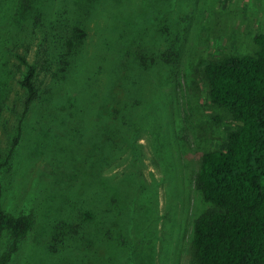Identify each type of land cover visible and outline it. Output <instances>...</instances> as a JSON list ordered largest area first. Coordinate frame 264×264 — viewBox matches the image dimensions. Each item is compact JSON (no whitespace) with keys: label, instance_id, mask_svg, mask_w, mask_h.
<instances>
[{"label":"rangeland","instance_id":"obj_1","mask_svg":"<svg viewBox=\"0 0 264 264\" xmlns=\"http://www.w3.org/2000/svg\"><path fill=\"white\" fill-rule=\"evenodd\" d=\"M23 1L0 0L2 205L15 215L28 213L34 218L32 230L9 264H191L194 223L209 207L195 176L203 153L223 148L231 127L228 121L216 125L212 119L222 110L209 101L202 62L255 50L254 37L264 31V0L95 3L86 25L88 59L82 61L81 73L92 74L101 62L107 66L113 53L136 52L142 70L131 75L139 81L137 94L145 114V128L137 141L140 161H134L132 148L126 146L119 149L121 160L103 170V175L129 183L132 198L138 195L134 179L144 189L133 219L126 217L124 229L113 230L109 239L101 224L107 222L110 203L100 187L103 179L90 175L88 181L90 170L80 156L86 149L78 145L82 135L90 140L96 136L92 113L100 99L82 98L83 78L63 82L65 96L75 102L74 117L68 120L75 125L73 134L59 118L44 116L51 104L42 103L43 95L23 116L25 66L16 57L20 53L38 64L43 94L54 84L40 62L43 32L31 31L26 17L36 14L35 4L50 14V20L65 5L82 12L96 0H32L31 9ZM108 70L100 80L101 94ZM57 86L61 88L62 82ZM143 97L150 103L146 108ZM81 105L87 110L84 119L76 114ZM19 132L18 144L8 157ZM121 211L118 207L117 216ZM9 242L7 235L0 236V255Z\"/></svg>","mask_w":264,"mask_h":264},{"label":"trees","instance_id":"obj_2","mask_svg":"<svg viewBox=\"0 0 264 264\" xmlns=\"http://www.w3.org/2000/svg\"><path fill=\"white\" fill-rule=\"evenodd\" d=\"M25 2L30 5L29 9L33 8L32 0H24L23 4ZM97 2L99 0L82 12L65 5L50 20V14L42 12L35 4L36 14L26 17L31 31L37 28L43 32L40 44L45 46V50L44 56L39 55L40 62L45 63L42 69L51 75L55 84L46 87L43 94L42 82L38 80V64L20 53L16 57L25 66L21 80L25 93L23 116L43 95L42 103L51 104L44 116L59 118L73 134L75 125L68 120L74 117L75 102L66 97L68 92L64 85L68 80L79 77L82 81L83 78L82 98L89 102L100 99L92 113L97 120L96 139L90 140L82 135L78 138V145L86 149L80 156L83 157V166L90 170L88 181L92 179L90 175L103 179L100 187L104 191V199L109 198L110 203L106 208L107 222L102 220L101 224L109 239L113 230L124 229L126 217L133 219L136 201L144 189L134 179L138 195L132 198L128 191L131 188L129 183L117 181L114 176H105L103 170L112 166L114 161L121 160L119 149L126 146L132 148L134 161H140L137 141L145 128V114L137 94L139 81L131 75V72L135 74L142 70L136 52L113 53L107 59V66L101 62L92 74L81 73V63L88 59L89 30L86 25L96 10ZM77 17L82 22L76 21ZM254 44L257 48L252 52L222 54L202 62L201 77L208 86L209 101L222 110V114H216L212 119L216 125L228 121L231 127L226 133L223 148L203 153L195 176V185L209 207L194 223L191 264H264V31L254 37ZM107 69L106 84L101 94L100 80ZM61 82L60 88L57 85ZM143 104L146 108L150 103L143 97ZM86 113L85 105L76 110L81 119ZM19 130L21 132V127ZM20 132L12 141L8 157L14 153ZM73 137L70 135L69 140L74 141ZM4 166L0 148V236L7 235L10 240L0 255V264H9L32 230L34 218L28 213L15 215L3 208L1 173ZM125 179L129 181L127 177ZM118 207L122 210L119 216ZM88 217L87 221L91 219ZM97 233L93 234L95 238Z\"/></svg>","mask_w":264,"mask_h":264}]
</instances>
